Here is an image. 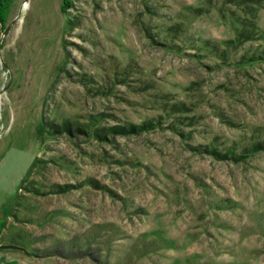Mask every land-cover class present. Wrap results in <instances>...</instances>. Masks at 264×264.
Here are the masks:
<instances>
[{"label": "rangeland", "instance_id": "1", "mask_svg": "<svg viewBox=\"0 0 264 264\" xmlns=\"http://www.w3.org/2000/svg\"><path fill=\"white\" fill-rule=\"evenodd\" d=\"M5 6L0 264H264V0Z\"/></svg>", "mask_w": 264, "mask_h": 264}, {"label": "trees", "instance_id": "2", "mask_svg": "<svg viewBox=\"0 0 264 264\" xmlns=\"http://www.w3.org/2000/svg\"><path fill=\"white\" fill-rule=\"evenodd\" d=\"M68 0H64V4L67 2ZM10 0H6L5 4L6 3H9ZM4 4V0L3 2L0 3V23L1 25L4 24L5 22V17H4V13H6V10H7V6H5ZM53 127H56V129H58V126H53ZM62 128L66 129L67 128V125H63Z\"/></svg>", "mask_w": 264, "mask_h": 264}, {"label": "water", "instance_id": "3", "mask_svg": "<svg viewBox=\"0 0 264 264\" xmlns=\"http://www.w3.org/2000/svg\"><path fill=\"white\" fill-rule=\"evenodd\" d=\"M25 1H26V0H25ZM9 29H10V26L6 27V28L2 31V34H1V37H0V45H1V43H2V41H3V39H4V37H5L6 34L8 33Z\"/></svg>", "mask_w": 264, "mask_h": 264}, {"label": "crops", "instance_id": "4", "mask_svg": "<svg viewBox=\"0 0 264 264\" xmlns=\"http://www.w3.org/2000/svg\"><path fill=\"white\" fill-rule=\"evenodd\" d=\"M3 0H0V3L2 2ZM1 23H0V37H1Z\"/></svg>", "mask_w": 264, "mask_h": 264}]
</instances>
